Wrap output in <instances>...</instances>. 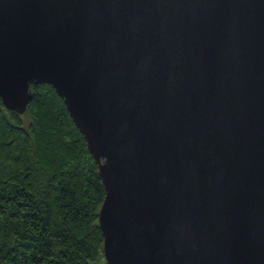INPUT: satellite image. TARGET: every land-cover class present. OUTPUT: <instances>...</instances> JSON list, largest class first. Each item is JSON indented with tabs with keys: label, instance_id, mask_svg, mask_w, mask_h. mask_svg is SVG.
<instances>
[{
	"label": "water",
	"instance_id": "95a60500",
	"mask_svg": "<svg viewBox=\"0 0 264 264\" xmlns=\"http://www.w3.org/2000/svg\"><path fill=\"white\" fill-rule=\"evenodd\" d=\"M51 85L97 163L106 264H264V0H0V99Z\"/></svg>",
	"mask_w": 264,
	"mask_h": 264
},
{
	"label": "trees",
	"instance_id": "16d2710c",
	"mask_svg": "<svg viewBox=\"0 0 264 264\" xmlns=\"http://www.w3.org/2000/svg\"><path fill=\"white\" fill-rule=\"evenodd\" d=\"M29 89L23 113L0 99V264H106L97 163L55 89Z\"/></svg>",
	"mask_w": 264,
	"mask_h": 264
},
{
	"label": "rangeland",
	"instance_id": "374dc122",
	"mask_svg": "<svg viewBox=\"0 0 264 264\" xmlns=\"http://www.w3.org/2000/svg\"><path fill=\"white\" fill-rule=\"evenodd\" d=\"M97 264H104V262H99V263H97Z\"/></svg>",
	"mask_w": 264,
	"mask_h": 264
}]
</instances>
